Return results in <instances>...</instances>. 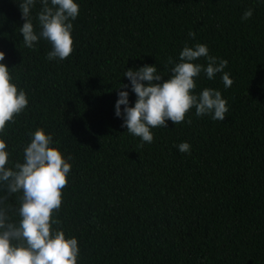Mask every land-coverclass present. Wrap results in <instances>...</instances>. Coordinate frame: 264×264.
Returning a JSON list of instances; mask_svg holds the SVG:
<instances>
[{"label": "trees", "instance_id": "16d2710c", "mask_svg": "<svg viewBox=\"0 0 264 264\" xmlns=\"http://www.w3.org/2000/svg\"><path fill=\"white\" fill-rule=\"evenodd\" d=\"M247 8L252 15L242 20ZM22 23L17 0H0V50L28 97L5 139L10 160L22 161L42 127L71 157L53 215L54 227L77 238V264H264V3L79 0L63 60L46 59L47 40L27 48ZM196 42L227 60L230 87L221 73L211 80L201 73L195 89L221 91L224 119L191 108L184 121L151 129L150 143L127 132L114 115L125 67L163 69ZM181 141L188 152L177 149ZM20 196L0 185L13 221Z\"/></svg>", "mask_w": 264, "mask_h": 264}, {"label": "clouds", "instance_id": "9594fccd", "mask_svg": "<svg viewBox=\"0 0 264 264\" xmlns=\"http://www.w3.org/2000/svg\"><path fill=\"white\" fill-rule=\"evenodd\" d=\"M264 3V0H258ZM23 18L18 27L23 44L34 48L39 40H47L50 50L46 59L63 60L73 47V23L79 12V0H17ZM39 3L33 23V9ZM247 8L241 19L252 15ZM38 29V30H37ZM189 36H194L191 30ZM5 52L0 50V185L8 193L20 192L17 214L13 221L0 197V264H77L78 241L66 236L53 215L61 204V190L67 183L71 157L65 156L50 132L37 127L30 141L23 147V160H10V150L5 139L6 123H11L28 104L25 90L15 82L10 68L4 62ZM204 57L206 63L199 61ZM170 65L171 67H167ZM227 60L209 54L205 43H187L178 57L168 58L163 69L157 64L145 63L138 67H125L123 76L128 83H120L114 102V115L122 120L121 126L143 142L153 140L151 129L174 125L185 120V114L194 108L197 117L209 115L213 120H223L228 106L221 91L204 87L199 91L197 79L201 73L211 80L221 73L225 88L232 85ZM167 79H162L165 74ZM129 88L135 100L129 103ZM123 106V108L121 107ZM181 152L190 150V143L176 145Z\"/></svg>", "mask_w": 264, "mask_h": 264}]
</instances>
